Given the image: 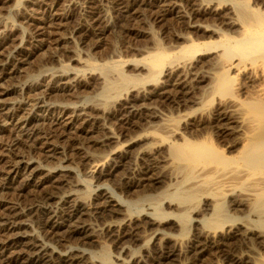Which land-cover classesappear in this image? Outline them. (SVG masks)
I'll list each match as a JSON object with an SVG mask.
<instances>
[{"label":"bare ground","instance_id":"1","mask_svg":"<svg viewBox=\"0 0 264 264\" xmlns=\"http://www.w3.org/2000/svg\"><path fill=\"white\" fill-rule=\"evenodd\" d=\"M100 1L0 0V264H264V0Z\"/></svg>","mask_w":264,"mask_h":264},{"label":"rangeland","instance_id":"2","mask_svg":"<svg viewBox=\"0 0 264 264\" xmlns=\"http://www.w3.org/2000/svg\"><path fill=\"white\" fill-rule=\"evenodd\" d=\"M103 2V3H102ZM99 3V2H98ZM97 3V6H99V7H101V8H104V9H102V12H103V14H105V15H107L108 17V19L110 18L109 17V15H112L113 14V11H111L112 10V8L110 7V3L109 2H106V0L104 1H100V3L98 4ZM106 3H107V5H106ZM104 6H106V7H104ZM12 4H9L8 6H7V8L2 12V14L1 15H3V16H5V17H8L9 18V20L11 21V22H13V21H16L17 19V16H16V10L14 9V7L12 6V7H10ZM64 6H67V2H65L64 4H63ZM101 5V6H100ZM251 5H253L254 7H255V4H254V0H251ZM8 7H9V9H8ZM258 7H260V4H259V6ZM12 10H11V9ZM109 8V9H108ZM6 10H9L8 11V13H6L5 11ZM11 10V11H10ZM66 10H67V8H66ZM13 12V13H12ZM31 14H33L34 15V11H31ZM109 14V15H108ZM17 22H19V21H17ZM18 25H20L19 23H18ZM157 28H159V27H157ZM22 30L23 31H25V32H27V30L25 29V28H22ZM27 34V33H26ZM67 37H68V35H66ZM119 42V41H118ZM38 43V42H37ZM119 44V43H118ZM235 94L237 95L238 93L235 91ZM84 101V99H82V101L81 102H83ZM81 104H83V103H78L77 104V106L79 105H81ZM33 161H38V158L37 157H34L33 159H32ZM72 167H74V168H76V164H72V166H70V168H72ZM61 169H64L63 167H61V165H58V166H55L52 170L53 171H60ZM105 187V186H104ZM117 195H119V194H117ZM70 243V242H69ZM68 243V244H69ZM98 243V242H97ZM67 244V245H68ZM71 244V243H70ZM73 244V245H72ZM71 245H69V246H75V243H72ZM111 251H112V255L114 254V252H113V248L112 247H110L109 248Z\"/></svg>","mask_w":264,"mask_h":264}]
</instances>
